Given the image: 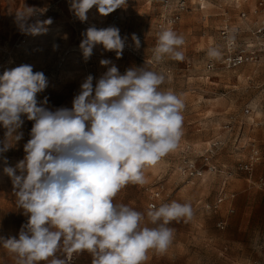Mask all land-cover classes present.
I'll return each instance as SVG.
<instances>
[{"label":"rangeland","instance_id":"obj_1","mask_svg":"<svg viewBox=\"0 0 264 264\" xmlns=\"http://www.w3.org/2000/svg\"><path fill=\"white\" fill-rule=\"evenodd\" d=\"M259 1L264 0H239L237 4L234 0H207L203 6L206 9H200L197 0H186V9L173 29L184 37L185 59L180 62L166 58L156 64L152 62L153 48L158 33L166 27L164 17L176 8L175 0H127L124 7L107 16H101L93 7L85 22L70 11L71 0H0V75L22 64L43 72L48 86L37 94V99L47 97L48 108H71L85 78L92 75L95 86L112 65L121 74L143 65L162 72L166 80L161 89L171 90L183 100V135L177 149L162 158L158 166L145 169L144 185L129 184L114 198V203L144 213L148 227L155 226L146 215L151 202L157 207L172 201L192 206L190 220L168 225L174 229L168 249L162 253L150 250L144 264H264V188L259 182L264 164V56L235 69L222 67L221 56H207L210 47L222 52L219 28L224 25L239 28L240 43L248 38L253 40L248 43L260 42L255 31L264 21V9L257 7ZM29 9L27 25L52 19L45 34L33 36L21 30L17 13ZM241 10L246 16L240 19ZM90 26H115L122 39L131 44L132 34L141 36L140 47L136 52L124 47L118 59L114 51L96 45L85 61L79 45ZM101 59L111 64L101 66ZM209 62L214 63L211 71L206 68ZM22 119L24 124L18 131L23 138L0 153V237L4 238H18L28 220L17 208L11 178L3 171L24 158L23 146L30 139L34 122ZM4 133L0 126V141ZM252 149L258 155L249 173L240 169V163L249 159ZM192 163L202 176L189 175ZM222 188L227 199L217 204ZM155 192H159L157 198ZM220 221H226L223 229L217 227ZM57 257L63 255L57 253ZM0 264H17L15 254L2 245Z\"/></svg>","mask_w":264,"mask_h":264},{"label":"clouds","instance_id":"obj_2","mask_svg":"<svg viewBox=\"0 0 264 264\" xmlns=\"http://www.w3.org/2000/svg\"><path fill=\"white\" fill-rule=\"evenodd\" d=\"M126 4L127 0H71L70 11L85 22L93 7L107 16ZM30 14V9L17 13L21 30L45 34L52 19L27 25ZM82 36L79 47L85 61L96 45L122 57L125 41L117 27L90 26ZM132 40L139 48L135 34ZM184 44L182 35L161 30L152 62L184 61ZM207 56L217 59L221 52L210 47ZM100 64L111 61L101 59ZM165 80L164 73L144 65L124 74L112 65L95 86L92 75L85 78L71 108L52 110L47 97L37 99L48 86L43 72L22 64L0 75V126L5 129L0 153L23 138L18 131L22 117L34 122L23 146L24 158L3 169L11 178L17 208L28 217L18 238L0 237V245L15 254L17 264H68L73 254L83 252L91 255V264H144L150 250L168 249L174 238L168 225L190 220V203L150 205L146 215L154 227L145 225L144 213L114 203L127 185H144L145 169L179 145L184 102L173 91L161 89ZM61 251L66 254L63 259L57 257Z\"/></svg>","mask_w":264,"mask_h":264},{"label":"built area","instance_id":"obj_3","mask_svg":"<svg viewBox=\"0 0 264 264\" xmlns=\"http://www.w3.org/2000/svg\"><path fill=\"white\" fill-rule=\"evenodd\" d=\"M186 0H175V10L173 13L165 18V29H174L175 25L179 22L181 18V13L185 11L186 9ZM263 2H259V6H262ZM201 7V4H200ZM242 18L246 16V13L242 12L240 14ZM117 19V17H115ZM256 35L264 36V21L262 25L257 28L255 31ZM219 34L221 37V40L223 41V55L220 60V65L227 69H235L243 64H252L256 63L260 60V53H264V45L261 46V48L255 49L254 45L252 43H240L239 42V28L238 27H230L229 25L223 26L219 30ZM140 39V43L142 41V37L138 36ZM125 41V40H124ZM125 48L129 49L130 51L136 52L137 47L135 46V43L132 44L128 41H125ZM206 68L208 71H211L214 69V63L209 62L206 65ZM262 92H264V83L261 86ZM249 110L247 109L246 112ZM258 155V151L255 149H252L251 155L249 156V159L243 163H240V169L251 172L253 169V164L255 161V158ZM211 169H214V167H211ZM189 175L193 176H202V172L198 171L195 168V165L192 163L189 168ZM260 186L264 188V164H263V175L259 180ZM159 196V192L154 193V197L157 198ZM223 189L220 192V196L217 200V204H220L223 201ZM150 205H156L154 202H151ZM225 221H220L217 223V227L220 229H223L225 227ZM63 258H65L66 254L62 252ZM68 264H78V254H73L71 259L68 261Z\"/></svg>","mask_w":264,"mask_h":264},{"label":"crops","instance_id":"obj_4","mask_svg":"<svg viewBox=\"0 0 264 264\" xmlns=\"http://www.w3.org/2000/svg\"><path fill=\"white\" fill-rule=\"evenodd\" d=\"M201 1L202 0H197V6L200 8V9H206L205 7H203V5H202V3H201ZM205 1H207V0H205ZM235 1V3L237 4V1L236 0H234ZM248 0H243V2H247ZM259 2H261V1H259ZM259 2L257 3L258 5H257V7L259 6ZM263 2V5L262 6H259L260 8H263L264 9V1H262ZM200 4H201V7H200ZM240 5H237L236 7H239ZM175 10V9H174ZM242 12H244V13H246L245 11H243V10H241L240 11V14L242 13ZM242 17L240 16V19H241ZM225 26V25H224ZM223 27V26H222ZM222 27H220L219 29H221ZM249 39H251V38H248V40L247 41H252L253 42V40H249ZM260 42H258V43H252V45H254V47H255V49H258V48H261V46L262 45H264V36H260ZM247 41H245L246 43H247ZM244 42V43H245ZM223 51H224V47H222V52H221V57L220 58H222V55H223ZM260 56H264V53H260ZM250 173V172H249ZM223 190H224V188H222ZM221 189V190H222ZM221 192V191H220ZM219 196H220V193H219ZM223 197H224V199H227V197L226 196H224V194H223ZM223 199V200H224ZM220 220H225V219H220ZM226 222V221H225ZM58 253H60L61 255H62V251L61 252H58ZM63 258V257H62ZM78 261H79V264H85V262L87 263V264H91V261H92V257H91V255L89 254V253H87V252H83V253H79L78 254Z\"/></svg>","mask_w":264,"mask_h":264},{"label":"bare ground","instance_id":"obj_5","mask_svg":"<svg viewBox=\"0 0 264 264\" xmlns=\"http://www.w3.org/2000/svg\"><path fill=\"white\" fill-rule=\"evenodd\" d=\"M238 1H239V0H237V2H238ZM201 3H202L203 6L207 5L206 2L203 1V0L201 1ZM238 3H239V2H238ZM156 166H158V163H157L156 165H154L153 167H156Z\"/></svg>","mask_w":264,"mask_h":264}]
</instances>
